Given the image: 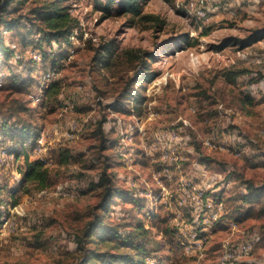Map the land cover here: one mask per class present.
I'll return each mask as SVG.
<instances>
[{"label": "rangeland", "instance_id": "1", "mask_svg": "<svg viewBox=\"0 0 264 264\" xmlns=\"http://www.w3.org/2000/svg\"><path fill=\"white\" fill-rule=\"evenodd\" d=\"M42 1L0 29V264H79L97 217L94 264H264V195L244 200L264 188V35L242 42L264 0H62L59 39ZM104 172L123 193L105 211Z\"/></svg>", "mask_w": 264, "mask_h": 264}, {"label": "trees", "instance_id": "2", "mask_svg": "<svg viewBox=\"0 0 264 264\" xmlns=\"http://www.w3.org/2000/svg\"><path fill=\"white\" fill-rule=\"evenodd\" d=\"M16 0H0V29L2 26L13 30L17 28L21 24L20 19H8L5 15L9 6L13 4ZM62 0H43L41 4L33 9V13L36 15L35 17L38 20L44 22L47 27L53 33L52 36L55 39H59L62 36L69 35L72 30L71 23L73 21L72 16L67 11V8L61 5ZM122 8L125 12H132L134 14H138L140 12V1L139 0H122ZM264 35V32H259L255 34L253 37H247L242 42L245 43V46H250L253 44L258 37ZM106 48V53L110 54L111 50ZM10 49V48H9ZM11 50V49H10ZM6 51L4 46V42L2 40L1 32H0V53ZM13 52V50H11ZM153 57V56H152ZM106 56L101 54L100 60L104 61L105 65H107L108 60H105ZM115 109H120L121 105H114ZM96 134H104L102 130V124L100 129L96 132ZM21 135L23 138L30 139L33 138L35 142H37L39 138V133L31 132H22ZM21 136V137H22ZM23 173L24 181H33L37 183L41 189L46 188L48 186V169L45 168V164L43 161H33L30 162L26 159V168L25 170H21ZM99 185L104 188V194L102 196V201L99 203L98 207L101 210L105 211L111 205L112 199L116 196H122L123 193L119 192L114 186H112V181L107 172H104L102 177L100 178ZM248 194L244 197V200L247 202H254L260 200L264 195V188H258L253 185H248ZM101 223V219L97 217V219L90 223L85 229L82 235H78L76 238L78 251L82 253V259L79 264H94V259L97 257H101V253H97L96 250L88 247V240L91 239L94 230L99 228Z\"/></svg>", "mask_w": 264, "mask_h": 264}, {"label": "built area", "instance_id": "3", "mask_svg": "<svg viewBox=\"0 0 264 264\" xmlns=\"http://www.w3.org/2000/svg\"><path fill=\"white\" fill-rule=\"evenodd\" d=\"M204 199V198H203ZM201 243V242H200ZM247 249V245L245 244V247L243 248H239V253L242 252L243 250H246Z\"/></svg>", "mask_w": 264, "mask_h": 264}, {"label": "bare ground", "instance_id": "4", "mask_svg": "<svg viewBox=\"0 0 264 264\" xmlns=\"http://www.w3.org/2000/svg\"><path fill=\"white\" fill-rule=\"evenodd\" d=\"M43 141H44V140H43V139H41V140L39 141V143H40V144H43ZM251 248H252V246H251Z\"/></svg>", "mask_w": 264, "mask_h": 264}]
</instances>
